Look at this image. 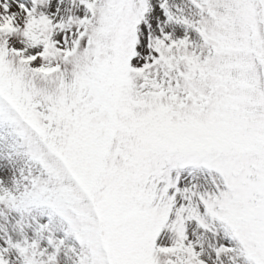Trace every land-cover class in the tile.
Returning <instances> with one entry per match:
<instances>
[{"label":"snow or ice","instance_id":"1","mask_svg":"<svg viewBox=\"0 0 264 264\" xmlns=\"http://www.w3.org/2000/svg\"><path fill=\"white\" fill-rule=\"evenodd\" d=\"M0 264H264V0H0Z\"/></svg>","mask_w":264,"mask_h":264}]
</instances>
